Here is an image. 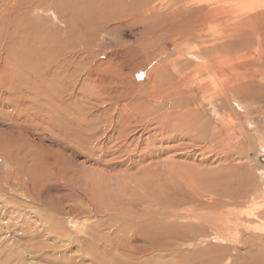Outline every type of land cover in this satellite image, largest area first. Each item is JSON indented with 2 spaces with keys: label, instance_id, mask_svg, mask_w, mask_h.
<instances>
[{
  "label": "rangeland",
  "instance_id": "374dc122",
  "mask_svg": "<svg viewBox=\"0 0 264 264\" xmlns=\"http://www.w3.org/2000/svg\"><path fill=\"white\" fill-rule=\"evenodd\" d=\"M13 1L16 3L11 11L19 9L23 13L15 23L0 17V38L8 28L10 42L5 41L4 45H10L7 48L14 55L20 48H31V42L27 41L25 47L17 46L25 35L13 37L23 25L38 30L58 29L49 34L58 32L63 39V24L50 13L62 0L41 3L40 8L35 7L37 10L32 8L40 4L37 0ZM74 1L71 0L72 6L83 7L87 3V0ZM172 1L177 6L193 0ZM6 5L7 0H0V14ZM139 24L133 20L130 25L122 26L121 31L104 35L103 40L113 45V51L135 47L138 57L150 45H154V51L165 47L163 52L167 56L176 55L183 48L184 44L178 50L170 40L161 37L153 39L149 29L141 32ZM144 35L148 39L142 40ZM44 36L45 33L39 35ZM63 40L66 47L68 41ZM119 60L114 59L112 64L119 63L118 72L128 74L125 80L128 88L133 89L130 91L158 109L160 102L153 100L149 92H143L149 65L138 71V64L120 66L122 60ZM263 66L264 62L255 66L259 71L254 77L260 81H263ZM255 86L258 88L252 87L250 92L240 95L245 109L231 99L218 104V112L198 98L180 107L192 108L196 118L205 124L203 139L172 137L165 141L156 133L159 129L154 128V116L131 119L125 111L118 113L116 98L87 102L79 95L67 101L70 104L65 111L71 120L65 129L76 135H71L72 138L90 143L83 144L85 147L73 144L69 149L58 144V138L51 134V121L41 120L43 116L39 113L35 114L38 119L27 116L28 122L22 125L12 123L11 115L18 112L20 116L28 106L24 101L17 106L13 97L10 101L1 96L0 264H264V249L253 244V237L243 234L247 229L232 233L233 241L221 240L209 224L193 216L230 210L238 218L242 212L264 203V148L258 140L259 134L264 133V81ZM1 87L4 84L0 81ZM22 94L16 95L24 99ZM46 111L50 118V108ZM110 112L114 113L115 128L108 121ZM79 119L84 124L75 132L73 129L79 125L74 122ZM45 155L54 157L55 168L45 164ZM252 221L246 223L250 226L248 231L258 235L259 231L249 229L260 222Z\"/></svg>",
  "mask_w": 264,
  "mask_h": 264
},
{
  "label": "bare ground",
  "instance_id": "6f19581e",
  "mask_svg": "<svg viewBox=\"0 0 264 264\" xmlns=\"http://www.w3.org/2000/svg\"><path fill=\"white\" fill-rule=\"evenodd\" d=\"M76 1L78 0L74 2ZM46 2L49 3L51 0H37L39 5H34L32 8L37 10L41 3L46 4ZM172 2V0H87L82 7L78 4L72 6L71 0L59 1L50 13L54 20L63 24L64 31L61 36L68 41L67 46H63L64 40L59 36L60 33L49 34L50 31L58 29L53 30L47 27L38 30L31 28L32 26L23 25L21 29L19 28L20 31L17 27L19 32L15 31L13 37L14 39L21 35L25 37L18 41L21 44L15 45L25 47L27 41L31 42V48L21 50L19 47L17 54L14 52L16 55L12 53V49L7 48L10 45H4L5 41H9L10 36L7 28L6 33L3 32L4 37L0 38L2 43L0 45V81L1 85L4 84V87L0 88V97L10 101L13 97L17 106L22 101L28 106L25 112L21 109L20 116L18 112L11 115V122L22 125L28 122L29 115L33 117L39 113L43 116L41 120L51 121V124L49 123L52 125L51 134L58 138V144L69 149L73 147V144L85 147L90 143L82 138L80 140L74 138L76 135L71 133V130L65 129L66 126L69 127L67 124H70L68 122L71 120L67 118L68 114L65 111L70 104L67 101L75 100L79 95L83 96V101L87 102H92V99L99 101L105 98L106 100L116 98L115 106L118 113L121 115V112L125 111L131 119L135 116L149 115L151 118L154 116V122H156L154 128L159 129H156L158 131L156 133L162 141L172 137L183 139L194 136L203 139L205 124L196 118L194 110L187 106V108L179 109L197 98L204 99L217 112L218 104L230 99L245 109V105L239 99L240 95L250 92L252 87L258 88L255 85H260L264 81V75L261 77L263 81L254 77L259 71L255 66L264 62V0H193L177 6H173ZM15 3L13 0H7L6 9L0 14V17L4 16L6 22L9 20L8 23H15L19 15L23 13L19 9L11 11ZM133 20L140 23L141 32L149 29L153 39L158 40L157 38L161 37L164 41L170 40L176 49L184 44L180 49L183 50L178 49L180 52L177 51L176 55L167 56L163 52L165 47H160L162 48L160 51L158 49L154 51V45H150L144 49V53L141 52L139 57L138 50L132 46L113 51L111 49L113 45L105 42L103 36L109 32L115 33L117 29L121 31L122 26L130 25ZM13 29L12 25V31ZM173 29L175 33L170 32ZM38 33L39 35L45 33L46 37L40 38ZM146 35L142 40L148 39ZM29 36L32 38L30 39ZM10 39L12 41L11 37ZM253 43H255V49H253ZM148 50L150 52H147ZM20 52H23V55L19 54ZM97 56L99 58L101 56L104 60L96 59ZM114 59L122 60L120 66L123 63L130 65L136 63L138 71L149 65L146 73L147 83L142 86L146 87L143 92H149L150 97L154 96L153 100L160 102L158 109L148 105L146 98H143L145 100L136 98L137 94L130 91L132 88H128L125 80L128 74L118 72L119 63L112 64ZM67 77L71 79H65ZM21 92L25 96L24 99L16 95ZM46 104H48L47 107H45ZM49 108L50 118L46 113V109ZM133 109L137 112L134 113ZM29 110H32V114H29ZM113 114L110 112L108 115V121L112 123L111 128L116 127ZM35 119L38 118L35 116ZM104 121L107 122V120ZM74 124L79 125L78 128L73 129L78 132L84 120L79 119ZM107 124L108 122L106 126ZM71 135H74L73 138ZM259 135L258 140L264 148V133ZM130 138L129 140L133 139ZM126 141H128L127 138ZM45 161L47 163H44L51 167H54L56 162L54 157L48 156L45 157ZM195 215L198 220L201 218L207 225L209 224L221 240L233 241L232 233L238 234L243 228V230L247 229L243 234H247L246 237H253V240L255 239L253 244L264 249V203L247 213L242 212V216L238 218H235L233 211L230 210L213 211L212 214H194L196 219ZM250 220L260 222L258 226L249 229L252 232L259 231L258 235L249 233L250 226L246 223L251 222Z\"/></svg>",
  "mask_w": 264,
  "mask_h": 264
}]
</instances>
